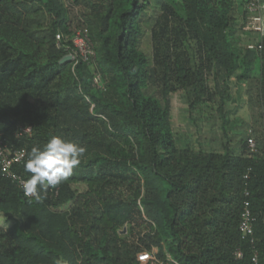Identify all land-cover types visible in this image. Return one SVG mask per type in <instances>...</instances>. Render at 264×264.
I'll return each mask as SVG.
<instances>
[{
	"label": "trees",
	"instance_id": "obj_1",
	"mask_svg": "<svg viewBox=\"0 0 264 264\" xmlns=\"http://www.w3.org/2000/svg\"><path fill=\"white\" fill-rule=\"evenodd\" d=\"M67 1L0 0V139L38 188L24 195L0 159V264H264V35L260 50L236 37L248 0ZM80 29L95 56L63 60ZM177 92L219 113L223 151L179 144ZM244 94L233 146L226 106Z\"/></svg>",
	"mask_w": 264,
	"mask_h": 264
},
{
	"label": "rangeland",
	"instance_id": "obj_2",
	"mask_svg": "<svg viewBox=\"0 0 264 264\" xmlns=\"http://www.w3.org/2000/svg\"><path fill=\"white\" fill-rule=\"evenodd\" d=\"M64 1L66 5L69 6V2L67 0ZM157 12L158 9H156V13ZM80 13V8L77 9L72 7V15L76 20L79 19L80 16H78V14ZM151 14L155 16L153 13ZM151 24V21L145 22V34L141 45L142 49L147 53L151 51L149 34ZM240 24L241 23L238 24V27H240ZM236 35L239 41V47L241 48L251 40V35L246 33L243 29L240 30L239 28ZM237 88H239L238 83L233 87V91ZM246 102L247 95L244 94L240 99L235 97V99L226 106L229 112L227 124L228 136L233 138L231 140V145L233 146H236L240 139L246 136L247 128L250 125L252 110ZM172 123L180 145L187 144L190 147L202 148L205 151H223V146L228 139L224 135L221 126L222 119L219 113L214 108L206 105L198 106V108L190 113L182 92L173 94ZM143 254L145 253L141 255ZM145 259L148 260V253H146Z\"/></svg>",
	"mask_w": 264,
	"mask_h": 264
},
{
	"label": "built area",
	"instance_id": "obj_3",
	"mask_svg": "<svg viewBox=\"0 0 264 264\" xmlns=\"http://www.w3.org/2000/svg\"><path fill=\"white\" fill-rule=\"evenodd\" d=\"M243 29L246 33L251 35V40L246 44L249 49H262V38L264 35V0H248L246 3V17L244 20ZM57 38L60 39L61 35L57 34ZM74 50H70L67 53L69 60H76L78 56L83 57L86 61H91L95 56V50L91 43V39L88 36L86 29L77 30L73 37ZM96 85L101 86L99 76L94 78ZM32 129L29 126L19 127L17 133L29 134ZM248 146L251 150L258 151V143L253 136L252 128H249ZM26 156L24 151L13 149L0 139V159L2 165L3 174L7 177H11L16 180L26 196H36L38 194L37 183L34 178H24L14 170L16 164L21 163ZM255 217L252 214L251 209L248 206L242 211L239 229L243 238H249L251 243H254V223ZM237 257H242L243 252L241 249H237L235 252ZM258 253L255 252L253 260L257 261Z\"/></svg>",
	"mask_w": 264,
	"mask_h": 264
},
{
	"label": "water",
	"instance_id": "obj_4",
	"mask_svg": "<svg viewBox=\"0 0 264 264\" xmlns=\"http://www.w3.org/2000/svg\"><path fill=\"white\" fill-rule=\"evenodd\" d=\"M68 59H70V58L67 55L63 58V60H68Z\"/></svg>",
	"mask_w": 264,
	"mask_h": 264
}]
</instances>
